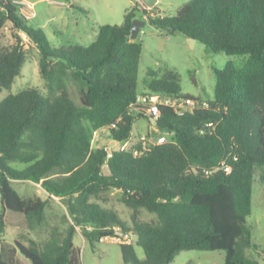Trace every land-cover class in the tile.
Returning a JSON list of instances; mask_svg holds the SVG:
<instances>
[{
  "label": "trees",
  "instance_id": "16d2710c",
  "mask_svg": "<svg viewBox=\"0 0 264 264\" xmlns=\"http://www.w3.org/2000/svg\"><path fill=\"white\" fill-rule=\"evenodd\" d=\"M138 10L129 9L119 26L99 27L88 46L53 48L12 0H0V93L11 87L25 61L21 32L38 50L47 90L43 95L27 88L0 102V237L14 219L29 231L44 224L47 201L21 197L12 186V181L42 182L47 193L64 200L70 225L40 247L15 242L30 264H81L77 227L91 246L115 228L133 233L144 257L139 259L132 245H120L124 264H170L191 250L222 251L224 264H258L246 251L253 247L247 225L253 183L256 176L264 181V0H190L173 17H148L169 35L242 59L215 70L209 101L183 94L171 69L144 82L149 94L207 105L183 116L160 106L156 128L171 135L169 141L141 156H134L133 148L93 149L94 133L126 143L134 121L147 118L135 105L142 44L130 40V31ZM7 25L13 32L10 47L2 42ZM9 162L28 166L15 170ZM222 162L231 167L229 174ZM109 190L121 191L130 227L102 205ZM141 210L155 218L142 220ZM0 264L9 263L0 258Z\"/></svg>",
  "mask_w": 264,
  "mask_h": 264
},
{
  "label": "rangeland",
  "instance_id": "374dc122",
  "mask_svg": "<svg viewBox=\"0 0 264 264\" xmlns=\"http://www.w3.org/2000/svg\"><path fill=\"white\" fill-rule=\"evenodd\" d=\"M17 6L18 12L24 10L28 25L40 28L44 31L49 44L53 48L62 46H88L95 41L98 28L104 25H121L126 12L135 6L133 0H12ZM145 5L153 8L152 17H173L177 10L190 0H142ZM29 5L23 6L20 3ZM73 6V7H72ZM136 7V6H135ZM137 8V7H136ZM138 9V8H137ZM158 13L159 16L156 14ZM136 19H142L140 10L136 12ZM11 27L7 25L4 30L3 45L10 47L14 40ZM20 44L25 61L20 74L15 78L8 90L0 93V102L9 94H16L27 88L37 89L46 95L45 82L39 74L40 56L36 47L22 33ZM137 40L142 44V54L138 71L139 97L149 95L144 82L152 77H161L168 70L175 71L180 80L181 92L203 101L214 98L215 70H221L229 62L239 63L240 56H229L225 53H213L204 44L188 39L181 34L169 35L162 29L152 26L146 19L141 28ZM155 72L150 76L149 71ZM71 98L79 105V98L73 89H70ZM164 136L169 141L171 135L161 133L156 129L155 121L149 118H137L133 124L132 137L128 141L127 149H140V139L145 137L151 142ZM105 146L107 150H116L118 146L106 137L104 132L93 134L91 146ZM9 166L15 170H24L28 165L19 162H9ZM103 173L107 174V167H103ZM13 188L24 198L39 197L47 201L46 220L36 230L29 231L17 226L18 220L14 219L5 226L4 233L0 237V258L9 264H30L21 256L15 246L19 242L25 246L35 243L39 247L53 234L63 235L70 225L64 200L52 196L42 187V182L12 181ZM102 205L113 209L119 218L130 227L131 211L121 202L122 193L119 190H109L102 195ZM251 215L247 219V225L251 228L253 247L246 251L248 257L264 264V181L259 176L253 183L251 199ZM1 211V203H0ZM9 213V212H8ZM10 215L12 213H9ZM139 217L150 221L155 218L145 210H141ZM74 244L79 249V261L81 264H124L120 245L112 240L102 239L93 246L89 245L80 228H76ZM137 257H144L143 250L131 244ZM224 252L222 251H182L170 264H224Z\"/></svg>",
  "mask_w": 264,
  "mask_h": 264
},
{
  "label": "built area",
  "instance_id": "2783aa9c",
  "mask_svg": "<svg viewBox=\"0 0 264 264\" xmlns=\"http://www.w3.org/2000/svg\"><path fill=\"white\" fill-rule=\"evenodd\" d=\"M133 2L135 6L142 13L145 12L142 20L146 21V19L148 20V17L153 16L152 7H148L147 5H145V3L142 0H133ZM20 4L26 7L29 5L26 2H21ZM20 14L24 18L25 17L28 18L24 10H21ZM4 30H7V26L4 27ZM135 105L140 106V112L143 114V116L152 119L153 121H156L159 117L160 106H167L171 108L172 111L178 116H183L186 113H192L201 107L207 106L205 102H200L193 98H179V99L160 98L155 94H149V95H144L143 97H138ZM209 125L211 126V124ZM165 142H166V138L164 136L158 137L155 140V142H151L150 139L141 137L140 139L141 148L133 149V155L141 156L146 151H149L152 146L159 145ZM114 143L118 146V149L116 150H120V151L126 150L129 144L128 142L126 143L114 142ZM108 157H110V154H108ZM222 169L227 174L231 172V167L226 165L225 162H222ZM104 239L118 242L121 245H131L132 241L136 239V236L133 233H125L119 228H115L114 234L111 237H107Z\"/></svg>",
  "mask_w": 264,
  "mask_h": 264
},
{
  "label": "water",
  "instance_id": "95a60500",
  "mask_svg": "<svg viewBox=\"0 0 264 264\" xmlns=\"http://www.w3.org/2000/svg\"><path fill=\"white\" fill-rule=\"evenodd\" d=\"M73 7V6H72ZM145 25V21L142 19H134L132 21V27H131V31H130V40L132 41H138L137 37L138 34L141 31V28ZM22 34H24L23 32H21ZM25 35V34H24ZM26 36V35H25ZM102 147V146H101Z\"/></svg>",
  "mask_w": 264,
  "mask_h": 264
},
{
  "label": "crops",
  "instance_id": "0c3cea01",
  "mask_svg": "<svg viewBox=\"0 0 264 264\" xmlns=\"http://www.w3.org/2000/svg\"><path fill=\"white\" fill-rule=\"evenodd\" d=\"M156 15L159 16L158 13Z\"/></svg>",
  "mask_w": 264,
  "mask_h": 264
}]
</instances>
